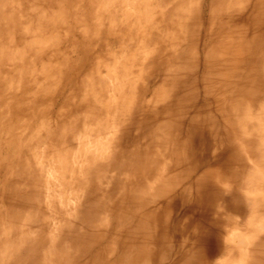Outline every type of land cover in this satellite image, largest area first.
<instances>
[{"label": "bare ground", "instance_id": "1", "mask_svg": "<svg viewBox=\"0 0 264 264\" xmlns=\"http://www.w3.org/2000/svg\"><path fill=\"white\" fill-rule=\"evenodd\" d=\"M112 1L121 2L101 0V7L106 8ZM190 1L174 0L171 12L166 13L187 19L185 11ZM242 1L218 0L212 6L211 20L222 19L225 30L219 27L224 31L214 36L211 32L210 49L206 54L208 65L211 63L206 79L221 107L226 98L223 87L227 81L233 82L244 69L248 71L242 94L231 98L229 109L225 107L228 149L217 152L215 143L209 140L198 121L179 142L183 152L189 145L197 146L196 141L200 139L201 146H197L200 153L213 156L209 164L230 173L213 176L210 181L211 174L206 172L203 177L202 173L197 186L198 197L194 199L193 195L190 197L191 185L184 184L187 177L176 175L174 171L173 177L164 165L162 152L164 147L165 151L170 147L168 135L176 130L175 125L179 127L177 123L174 125V117L181 118L171 112L167 114V110V116L163 115V120L160 117L161 121L154 112L147 114L149 122L155 125L148 132L134 119L130 109L127 118L121 116L116 136L105 146L85 142L81 149L69 151L77 156L72 159L62 158L59 153L60 178L53 173L51 165L50 170L45 169L41 154L34 164L28 161L24 150L31 145L28 135L34 130L32 118L28 116L37 108L36 102H41L39 90L43 87L36 86L38 99L27 104L26 80L29 74L30 77L36 73L43 54L39 47L47 42L50 48V38L56 35L45 32L47 38L40 44L44 31L42 22L49 19V15L53 16L56 8L65 11H62L65 15L59 14V21L64 20V16L67 21L73 2L0 0V264H209L215 250L225 253L217 264H264V0H257L253 6L255 12L248 14V36L245 37L239 31L238 36L231 25L234 16L248 10L249 6L242 5ZM58 17L53 19L58 20ZM180 19L175 21L178 26ZM55 31L59 32L60 28ZM56 37L54 43L60 39ZM174 75L175 83L184 77L179 67ZM16 81L24 88L11 89ZM191 87L185 90L189 92ZM214 89L219 93H214ZM189 94L184 97L185 104ZM144 106L141 109L148 110ZM236 107L245 109L233 117ZM199 115L198 118H202ZM210 125L208 127L214 130L215 124ZM45 127L41 123L35 129ZM53 133L50 139L56 141L58 134ZM219 138L221 141L222 136ZM212 147L214 151L207 152ZM181 166L179 171L183 172ZM55 168L57 171L56 164ZM108 174L110 177L106 176ZM227 206L235 211H247L244 221L227 216Z\"/></svg>", "mask_w": 264, "mask_h": 264}, {"label": "rangeland", "instance_id": "2", "mask_svg": "<svg viewBox=\"0 0 264 264\" xmlns=\"http://www.w3.org/2000/svg\"><path fill=\"white\" fill-rule=\"evenodd\" d=\"M71 1L73 2V7L67 21L65 16L64 20L59 21L61 20L60 15H65V11L56 8L58 11L56 12L55 9V14L53 16L49 15V19L52 20L46 19L42 22V30L44 31L41 33L40 44L43 45L47 34L52 36L55 32L56 35H53L52 39L50 38V48L47 42L44 43L45 46L39 47L43 52L39 59L41 61L37 63L36 73H33L30 77V74L27 76L28 85H26L24 94L27 104L35 103L38 99V87H43V89L39 90L42 96L41 102H36L38 104L37 108L34 109L33 114L28 116L32 118L31 127L34 130L32 132L29 131L31 134L28 135V138L32 139V143L25 147V157L34 164L38 154H41L45 169L50 170L51 165L53 173L60 178L58 176L61 174L59 153L62 158L69 157L72 159L77 156H74L75 152L72 156L69 151L81 149L85 142L91 141L105 146L104 144L116 136V128L119 126L121 116L125 115L127 118L132 112L134 119L144 126V130L151 132L155 125L149 122L148 115L154 112L158 120L161 119L160 117L163 120V117L171 112L173 116L181 115V118L177 117L178 120H176L174 117V125L177 123L179 127L175 125L176 130H172L168 135L170 147L167 151H165L164 147V152H162L164 165L168 166L169 174L172 173L173 175L175 173L183 178L184 176L187 177L184 184L191 185L192 192L190 197L193 195V198L197 199V186L199 179L202 178L200 177L202 173L203 177L206 176L204 175L206 172L211 174L210 178H208L210 181L213 176L214 178L218 175L225 176L230 171L209 164L213 156L211 153L208 155L200 153L197 147L201 146L200 139V141H196L197 146H195L196 144L189 145V148L183 152L179 148V142L187 136L189 127L191 130L193 125H197L196 121H198L205 128L203 130L209 135V140L215 143L217 152H225L228 149L225 109H229L230 105H232L230 103L232 97L236 99L242 94L245 87V78L247 79L246 72H248L247 69H244V75L241 73L239 77L233 79V82L229 81L228 83L227 81L226 86L223 87L224 97L226 98H224L222 107L219 106V103H216V95L214 96L210 90L209 79H206L210 75L211 69V63L209 66V60L206 57L210 49L211 32L214 36V34H221L225 30V27H222V19L215 20V22L211 20L212 6L218 0H192L188 2L187 10L185 11L187 12V19L183 20L178 15L170 17L166 13L171 12V8L174 7V0L112 1L106 8L103 5V8L101 7V0ZM256 1L243 0L241 3L242 5H248V10L238 14V17H233L232 28L237 31V34L238 31L244 34L243 37L248 36L246 33L248 30L246 21L248 14L255 12L253 6ZM166 5H169V8ZM57 16H59L58 20L56 18V20L53 19V17ZM235 17L241 22L238 23ZM94 18L97 21H93L95 20ZM177 18L181 20L179 26L177 23L175 24ZM52 21H55V24L58 21L57 25L53 24ZM44 23H48L53 27H48L49 25L46 24V26ZM210 25H214L213 28ZM219 27L224 30H220L221 28L219 29ZM59 28L60 31L56 32L55 30ZM251 29L253 30V28ZM49 30L52 33H49ZM54 37L60 38L56 39L59 41H57L58 43H54ZM237 40H239L238 37ZM46 44L48 48H46ZM242 45L244 44L242 43ZM254 54H257V51ZM247 59L249 58L247 57ZM178 67L182 70L184 77L181 82L175 83L174 74ZM37 85L40 86L36 87ZM193 85L195 86L193 87ZM188 86H192V90H189V92L185 90ZM10 88L18 90L24 87L17 83ZM32 91L33 94H30ZM34 93L37 94L34 95ZM214 93L219 92H215L214 89ZM186 94H189V104L184 102ZM12 100H15V98ZM208 100L210 102H207ZM214 103L216 104L214 105ZM122 104H125L123 106L124 109H121ZM142 105L148 108L149 111L145 110L148 113L141 109ZM168 105H170V108ZM202 106L206 107H203L205 110H202ZM199 108L201 109L197 110ZM252 108L254 109L256 106H252ZM130 109L132 111L129 113L128 110ZM207 109L210 110V113H208ZM244 109L243 107H236L233 117L237 116L239 112L242 114ZM165 111L167 114H165ZM204 111H207L206 114ZM201 112L202 115H199ZM136 114H139V116ZM198 115L199 117L202 116V118L199 119ZM186 117L192 118L187 119ZM182 119L187 123L185 121L184 123ZM209 119L211 121H208ZM146 122L148 125H146ZM41 123L45 124L46 127L35 129V126L41 125ZM203 123L205 125L206 123L208 124L203 126ZM211 123L215 124L214 130L208 127ZM210 126L212 127V125ZM180 128L184 130L181 131ZM216 129L217 131H215ZM54 131L58 134L55 137L57 140L51 141L50 136L54 134ZM220 131L222 132L220 133ZM221 136L220 141L219 137ZM222 140H224V143ZM107 151L109 150L107 149ZM209 151L213 152L214 147L207 152ZM178 154L180 155L178 156ZM244 158H246L245 154ZM178 162L180 166L183 165V167L181 166L183 172L179 171ZM55 164L57 165V171ZM110 175L106 176L110 177ZM98 176H101L100 178L106 177L105 175ZM80 198L81 196H78V200ZM70 199L76 200V197H71ZM36 208L33 209L36 210ZM226 209L227 216L230 215L239 221H244L247 211L246 213L242 209L235 211L229 206ZM33 219H35V216ZM188 221L192 224L191 220ZM204 249L205 247L201 248L200 256L203 254ZM224 254L222 251L215 250L209 258V264H217L218 261L225 257Z\"/></svg>", "mask_w": 264, "mask_h": 264}]
</instances>
